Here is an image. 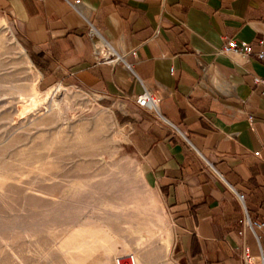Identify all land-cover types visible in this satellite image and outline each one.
<instances>
[{"label":"crops","instance_id":"crops-1","mask_svg":"<svg viewBox=\"0 0 264 264\" xmlns=\"http://www.w3.org/2000/svg\"><path fill=\"white\" fill-rule=\"evenodd\" d=\"M0 12L40 88L77 84L111 109L173 221L175 264L264 254V59L219 50L232 36L264 47V0H0ZM108 47L121 58L101 60ZM145 87L162 116L133 99Z\"/></svg>","mask_w":264,"mask_h":264},{"label":"rangeland","instance_id":"rangeland-1","mask_svg":"<svg viewBox=\"0 0 264 264\" xmlns=\"http://www.w3.org/2000/svg\"><path fill=\"white\" fill-rule=\"evenodd\" d=\"M38 72L0 12V264H175L173 221L111 109Z\"/></svg>","mask_w":264,"mask_h":264},{"label":"built area","instance_id":"built-area-1","mask_svg":"<svg viewBox=\"0 0 264 264\" xmlns=\"http://www.w3.org/2000/svg\"><path fill=\"white\" fill-rule=\"evenodd\" d=\"M259 43L262 44L263 41L259 40ZM219 50L224 53H233L238 54L243 57L245 60L250 59L251 57H258L264 59V47L261 46L259 49H255L252 42L243 41L236 37H225L223 44L220 46ZM135 53V52H134ZM121 58L120 54H117L110 47H108L105 52L100 56L101 60L104 61H114ZM254 83L261 84L262 92L264 93V76L255 75ZM133 99L140 106L149 107L157 115L162 116L160 112V98L156 95L151 89L145 87L142 93L132 95ZM242 196V195H241ZM247 221L251 223L249 217ZM255 223L261 224L256 221ZM132 262L134 263L133 257L131 256ZM244 260L247 264H264V254L261 253L259 256H253L248 252L246 248L244 254Z\"/></svg>","mask_w":264,"mask_h":264},{"label":"bare ground","instance_id":"bare-ground-1","mask_svg":"<svg viewBox=\"0 0 264 264\" xmlns=\"http://www.w3.org/2000/svg\"><path fill=\"white\" fill-rule=\"evenodd\" d=\"M20 48L23 49V48L21 47V45H20ZM28 62H29V60H28ZM125 255H127V254H124V255H122V256H125ZM122 256H121V257H122ZM133 260H134V259H133Z\"/></svg>","mask_w":264,"mask_h":264}]
</instances>
